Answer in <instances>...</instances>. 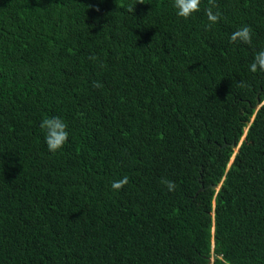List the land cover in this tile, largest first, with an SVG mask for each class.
Wrapping results in <instances>:
<instances>
[{"label": "trees", "instance_id": "obj_1", "mask_svg": "<svg viewBox=\"0 0 264 264\" xmlns=\"http://www.w3.org/2000/svg\"><path fill=\"white\" fill-rule=\"evenodd\" d=\"M216 3L0 0V264H264V0Z\"/></svg>", "mask_w": 264, "mask_h": 264}, {"label": "clouds", "instance_id": "obj_2", "mask_svg": "<svg viewBox=\"0 0 264 264\" xmlns=\"http://www.w3.org/2000/svg\"><path fill=\"white\" fill-rule=\"evenodd\" d=\"M140 3V0H138ZM208 7L205 9V15L207 16L208 25L207 29H210L212 25L219 22L222 13L218 10L216 0H207ZM201 0H173V7L176 9L177 16L187 19L194 13L200 11ZM214 9H217L214 11ZM129 11H134V8H130ZM252 28L248 25L240 26L234 31L229 38L230 43H242L251 45L252 43ZM249 71L256 73L257 71L264 72V48L257 51L250 64ZM99 86V85H97ZM240 86L244 87L243 81L240 82ZM40 128L45 133V143L50 152H57L62 149L65 143L69 139L68 126L66 122L56 117H45L41 120ZM129 178L124 176L120 179L113 180L111 187L113 190H120L126 184H128ZM169 191L175 190V183L173 181L163 179L161 181Z\"/></svg>", "mask_w": 264, "mask_h": 264}, {"label": "water", "instance_id": "obj_3", "mask_svg": "<svg viewBox=\"0 0 264 264\" xmlns=\"http://www.w3.org/2000/svg\"><path fill=\"white\" fill-rule=\"evenodd\" d=\"M257 103H258V101H257ZM262 103H264V102H262ZM259 107H260V104H259L258 106H255L254 109H258ZM231 148H232V150H236V147H235L234 144L231 145ZM210 187H211V189H213V190H217V189L219 188V185H214V186H210ZM200 190H203V188L201 187ZM211 263H212V260H210V261L208 262V264H211Z\"/></svg>", "mask_w": 264, "mask_h": 264}]
</instances>
